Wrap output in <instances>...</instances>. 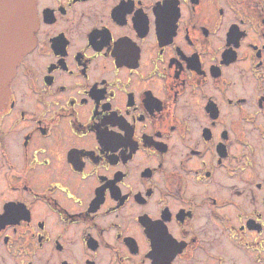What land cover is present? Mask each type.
<instances>
[{
    "label": "flooded vegetation",
    "instance_id": "obj_1",
    "mask_svg": "<svg viewBox=\"0 0 264 264\" xmlns=\"http://www.w3.org/2000/svg\"><path fill=\"white\" fill-rule=\"evenodd\" d=\"M0 103V264H264V0H33ZM17 31L0 0V48Z\"/></svg>",
    "mask_w": 264,
    "mask_h": 264
},
{
    "label": "water",
    "instance_id": "obj_2",
    "mask_svg": "<svg viewBox=\"0 0 264 264\" xmlns=\"http://www.w3.org/2000/svg\"><path fill=\"white\" fill-rule=\"evenodd\" d=\"M12 13L17 17V31L11 43L0 48V103L5 99L7 84L21 56L30 49L35 27L33 0H8Z\"/></svg>",
    "mask_w": 264,
    "mask_h": 264
}]
</instances>
